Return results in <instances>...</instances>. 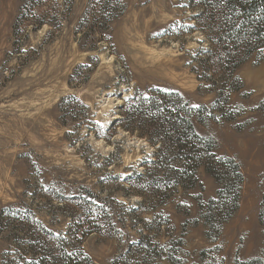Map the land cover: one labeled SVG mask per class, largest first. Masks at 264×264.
<instances>
[{
    "label": "rangeland",
    "instance_id": "1",
    "mask_svg": "<svg viewBox=\"0 0 264 264\" xmlns=\"http://www.w3.org/2000/svg\"><path fill=\"white\" fill-rule=\"evenodd\" d=\"M201 11L198 0H0V214L30 209L93 264L264 258V46L224 93L210 91L191 63L207 45L203 23L185 27ZM152 89L208 106L192 118L197 130L241 166L239 208L217 233L201 217L219 189L203 166L193 188L165 201L130 188L133 173L155 178L144 163L152 148L116 122L126 101ZM69 95L80 100L62 101ZM7 213L0 264H27L31 251L42 258L32 264H60V241L48 248L36 225L35 240L20 234L32 244L15 241L13 222L25 216ZM80 222L89 228L76 235Z\"/></svg>",
    "mask_w": 264,
    "mask_h": 264
},
{
    "label": "trees",
    "instance_id": "2",
    "mask_svg": "<svg viewBox=\"0 0 264 264\" xmlns=\"http://www.w3.org/2000/svg\"><path fill=\"white\" fill-rule=\"evenodd\" d=\"M198 1L202 11L194 16V25L185 27L195 31L203 23L201 29L207 45H201L195 50L191 61L194 65L192 70L196 73H199L197 68L202 70V74L198 76L199 80L213 81L210 91L224 93L237 68L249 55L264 46V0ZM228 89L234 91L238 88ZM68 99L80 100L75 95H69L62 101ZM202 110L211 111L206 105L193 108L183 101L178 92L152 89L147 94L136 93L126 101L116 123L137 133L152 148V151L146 154L144 163L156 170L155 178L145 182L144 178L148 174L146 171L128 176L130 188H139L141 195H154L155 198L165 201L180 188H193L198 181L199 166H203L216 180L219 184L216 196L209 200L201 214L204 225L208 228L207 235H210L217 233L239 208L241 185L245 176L234 158L219 156L212 142L197 130L192 118L196 111L198 113ZM7 212L25 216L16 218L13 222L14 227L18 226L15 234L18 240L15 241L32 244L20 234L21 231L27 230L28 234H23L35 240V234L29 230L36 225L52 238L45 240L42 237V242L44 239L48 248L54 246L55 241H60V264H93L92 259L85 253L75 251L63 234L55 236L30 209L15 210L13 206L3 209L0 214L1 224H4ZM84 227L89 228L81 224L74 233L79 235ZM37 255L38 253L31 251V257L26 259L27 256H24L23 259L27 264L39 263L42 258L38 259ZM234 264H264V258L238 259Z\"/></svg>",
    "mask_w": 264,
    "mask_h": 264
}]
</instances>
